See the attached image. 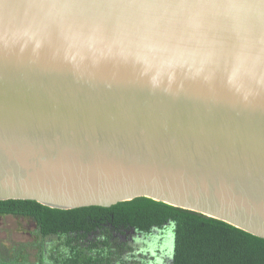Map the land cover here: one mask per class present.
I'll use <instances>...</instances> for the list:
<instances>
[{
  "label": "water",
  "instance_id": "1",
  "mask_svg": "<svg viewBox=\"0 0 264 264\" xmlns=\"http://www.w3.org/2000/svg\"><path fill=\"white\" fill-rule=\"evenodd\" d=\"M138 197L264 238V0H0V201Z\"/></svg>",
  "mask_w": 264,
  "mask_h": 264
},
{
  "label": "trees",
  "instance_id": "2",
  "mask_svg": "<svg viewBox=\"0 0 264 264\" xmlns=\"http://www.w3.org/2000/svg\"><path fill=\"white\" fill-rule=\"evenodd\" d=\"M8 215L33 222L42 239L61 240L68 252L57 264H130L123 255L129 247L117 240L118 233H150L169 226L174 238L171 264H264V238L147 197L68 210L32 200L0 201V216Z\"/></svg>",
  "mask_w": 264,
  "mask_h": 264
},
{
  "label": "rangeland",
  "instance_id": "3",
  "mask_svg": "<svg viewBox=\"0 0 264 264\" xmlns=\"http://www.w3.org/2000/svg\"><path fill=\"white\" fill-rule=\"evenodd\" d=\"M130 231L128 236L117 235V240L129 247L124 252L128 263L171 264L174 244L171 226L164 230L152 231L148 237L134 229ZM61 242L56 236L40 238L35 224L30 220L18 219L11 215L0 216V263L52 264L59 256L68 252L67 247L60 245Z\"/></svg>",
  "mask_w": 264,
  "mask_h": 264
},
{
  "label": "flooded vegetation",
  "instance_id": "4",
  "mask_svg": "<svg viewBox=\"0 0 264 264\" xmlns=\"http://www.w3.org/2000/svg\"><path fill=\"white\" fill-rule=\"evenodd\" d=\"M130 230H132V229H123L122 230V232H120V233H118V236L119 237H122L123 235H126V236H128L129 235V232H131ZM158 230H160V229H156V228H154L152 231L154 232V231H158ZM151 231V232H152ZM138 233H140L141 235H143L144 237H148V236H150V234L151 233H141V232H138ZM131 237V236H130ZM134 237V236H133ZM124 255V254H123ZM124 259L126 260L127 258L126 257H124ZM152 264H154L153 262H151ZM150 262H149V264H151ZM155 263H156V261H155ZM0 264H3V262L2 263H0Z\"/></svg>",
  "mask_w": 264,
  "mask_h": 264
},
{
  "label": "crops",
  "instance_id": "5",
  "mask_svg": "<svg viewBox=\"0 0 264 264\" xmlns=\"http://www.w3.org/2000/svg\"><path fill=\"white\" fill-rule=\"evenodd\" d=\"M57 261V260H56ZM56 261H54L52 264H57V262ZM16 264H22V263H16ZM37 264H44V263H37ZM119 264V263H118ZM121 264V263H120Z\"/></svg>",
  "mask_w": 264,
  "mask_h": 264
}]
</instances>
